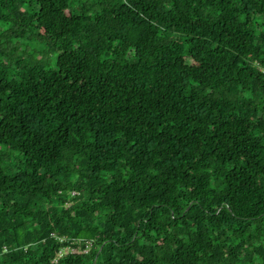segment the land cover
I'll use <instances>...</instances> for the list:
<instances>
[{
	"label": "trees",
	"instance_id": "16d2710c",
	"mask_svg": "<svg viewBox=\"0 0 264 264\" xmlns=\"http://www.w3.org/2000/svg\"><path fill=\"white\" fill-rule=\"evenodd\" d=\"M0 264H264V0H0Z\"/></svg>",
	"mask_w": 264,
	"mask_h": 264
},
{
	"label": "built area",
	"instance_id": "2783aa9c",
	"mask_svg": "<svg viewBox=\"0 0 264 264\" xmlns=\"http://www.w3.org/2000/svg\"><path fill=\"white\" fill-rule=\"evenodd\" d=\"M73 194H75V192H73ZM73 251H76V249H74Z\"/></svg>",
	"mask_w": 264,
	"mask_h": 264
}]
</instances>
